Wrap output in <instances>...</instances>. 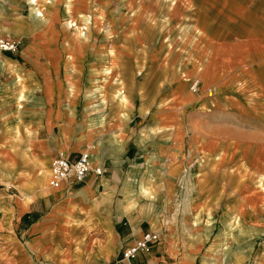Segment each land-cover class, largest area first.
<instances>
[{
  "label": "crops",
  "instance_id": "obj_1",
  "mask_svg": "<svg viewBox=\"0 0 264 264\" xmlns=\"http://www.w3.org/2000/svg\"><path fill=\"white\" fill-rule=\"evenodd\" d=\"M149 3L152 9L150 20L161 14L167 21L164 32L155 30V35L181 36L180 52L173 50V59L167 53L163 61L167 67L181 70V73L172 75L164 87L163 98L170 101L169 106L156 113V108L149 109L144 100L139 104L134 101L137 106L135 112H131L132 117L140 118V122L149 117L151 123L133 130L130 126L124 127L121 138L114 136L112 131L115 130H110L111 135L105 138L107 115L102 114L106 105L119 102L115 107L119 111V114L116 112L118 119H124L129 111H124L123 102L105 90L104 107L98 106L99 100L94 96L86 97L83 102L95 104V117L88 116L86 107L78 116L71 115L72 106L80 101L79 70L74 67L70 70L63 65L67 82L55 81L57 87L66 91L72 83L79 93L70 102L63 98L62 92L59 103L52 102V107L65 111L62 106L69 105L67 113L70 118L66 115L68 119L57 127L54 137L50 136L47 102L40 93L46 135L30 139L24 153L19 154L20 158L26 154L38 157L47 151L50 163L53 160L51 152L53 156L60 154L71 160L86 152L91 167L99 166L102 173L100 176L88 173L82 182L68 179L57 188H50L45 179L39 181L37 178L33 183L21 182L19 178L14 183L19 186L14 216L8 221L0 219V228L4 230L0 232V264H110L122 248L132 245L146 231H158L160 238L149 250L132 258L134 264H205L197 261L201 250L198 237L178 236L175 207L163 204V201H168L172 191L175 192L180 169L174 165V160L176 153L183 149L184 140L190 152L196 155L200 151L222 156L227 144L233 143L244 158L247 155L244 148H249L251 153L264 146V0H149ZM32 23L35 26L39 22ZM29 49L26 44L24 50L28 55ZM155 54L153 58L161 55L159 50ZM57 55L64 64L67 52L58 51ZM52 58L44 57L45 64ZM3 59L12 66L19 60L9 57L8 53H0V64L5 67L3 71L12 75V69ZM82 67L83 61L81 71ZM47 70L48 67L45 73ZM192 77L199 82L198 94L187 90L186 82ZM50 83L44 79V85ZM171 84H177L184 93H189L186 104L190 106L191 114L200 116L211 110L232 111L240 117L235 116L239 122L248 121L238 123L237 128L246 125L248 129L243 132L229 127L235 131L230 134L225 131L226 125L204 122L200 116L190 124L187 122V132L176 140L171 122L176 110ZM98 86L105 87H93ZM209 87L213 90L211 96L206 95ZM151 105L155 106V102L152 101ZM101 119L105 120V125L104 122L100 124ZM135 131L139 136L132 141L130 134L134 135ZM50 138L54 142L53 149ZM3 141L0 138V152L9 156L12 152L8 146L4 147ZM135 150L136 154H133ZM133 155L142 157L140 175L135 173L137 177L132 176L129 168L125 169L127 162L134 159ZM137 180L142 183L136 189L132 182ZM131 260L129 264H133Z\"/></svg>",
  "mask_w": 264,
  "mask_h": 264
},
{
  "label": "rangeland",
  "instance_id": "obj_2",
  "mask_svg": "<svg viewBox=\"0 0 264 264\" xmlns=\"http://www.w3.org/2000/svg\"><path fill=\"white\" fill-rule=\"evenodd\" d=\"M35 2L36 4L31 0H0V39L7 38L16 47L12 52L0 53H8L9 57L19 60L14 61L12 66L3 59L12 69V75L4 72L2 68L5 67L0 64V138L4 140V147L8 146L12 152L9 156L8 153L0 152V219L5 221L14 216V202L16 196H19V186L14 183L19 178L21 182L33 183L37 178L39 181L49 180L47 151L38 157L26 154L20 158L19 155L24 153L30 139L46 135L40 93L47 102V121L50 122L47 127L51 130L50 136L54 137L57 127L63 125L64 120L69 117V105L62 106L66 108L65 111L52 107V102L59 103L62 92L63 98L73 102L80 90V101L72 106L70 114L78 116L86 107L88 116L92 118L96 115L97 107L94 103L84 104L85 98L94 96L99 100L98 106L104 107L107 90L111 97L123 102L121 106H124V111L130 112H126L124 119H118L119 111L115 107L119 106V102L115 101L112 106L107 104L105 113H101L107 115L105 138L111 135L110 130H115L112 131L114 136L121 138L124 127L127 129L130 126L133 130L151 123L148 121L149 117H145L143 122H140V118L132 117L131 112H135L133 110L137 106L134 101L139 104L144 100V105H148L151 110L156 108V113L167 108L170 101L163 98L164 87L172 75L181 73L179 67H167L163 62L167 53L173 59L172 51L176 49V52H180L181 36L155 35L156 31L164 32L167 21L161 14L155 20H150L152 9L150 10L149 0ZM70 20L82 28L84 40L76 39L73 29L75 26L72 29L66 27L65 23ZM33 21L39 23L34 26ZM26 44L30 46L29 55L24 50ZM165 48L169 52L164 51ZM156 50L161 55L153 58ZM58 51L67 52L64 64L57 55ZM47 56L53 58L45 64L47 61L44 57ZM157 60L161 62H156ZM63 65H67L70 70L73 67L79 70V90L72 83L69 86L66 84V91L57 87L58 83L55 81L67 82L68 76ZM44 79L51 83L44 85ZM192 80L197 78L192 77L186 82L187 90L198 94L199 82L195 91L189 90ZM94 85L105 87L101 89L99 86L93 87ZM170 88L176 109L171 120L176 140L187 132L186 123L190 124L200 116L204 122L226 125L225 131L230 134L235 132L231 129H236L238 123L248 122L244 119L239 122L240 117L232 111L211 110L200 116L191 114L190 106L186 104L189 93L185 94L177 84ZM206 92L207 96H211L212 87ZM120 93L122 97L119 96ZM184 94L187 99L183 97ZM73 97L75 99H71ZM152 101L156 107L151 105ZM67 103L70 104L68 101ZM229 127L232 128L228 129ZM240 129L244 132L248 127L242 125ZM138 136L137 131L132 136L130 134L132 141H136L135 137ZM50 141L53 149L52 138ZM185 141L183 149L175 152L174 165L177 164L180 169L175 192L172 191L168 201H163V204L175 207L178 236L198 237L201 250L197 261L205 264H264V146H259L256 152L252 151L254 155L249 153V148H244L243 152H247L249 156L243 158L240 149H236L233 143L227 144L224 155L216 156L213 152L209 154L200 151L196 155L190 152ZM52 154L51 152L50 157L53 159L55 156ZM133 158L127 162L125 169L129 168L132 176L137 177L135 173L140 175L142 157L137 155L136 158L133 155ZM141 183L139 180L133 181L132 186L137 189ZM1 229L3 228H0V232H3ZM1 240L0 238V242ZM116 259L117 256L110 264H122ZM131 261L134 264V259Z\"/></svg>",
  "mask_w": 264,
  "mask_h": 264
},
{
  "label": "built area",
  "instance_id": "obj_3",
  "mask_svg": "<svg viewBox=\"0 0 264 264\" xmlns=\"http://www.w3.org/2000/svg\"><path fill=\"white\" fill-rule=\"evenodd\" d=\"M16 49L15 43L7 39H0V52L14 51ZM198 84L197 80H192L189 85V90H196ZM94 173L100 176L102 170L99 166L91 167L90 158L86 152L79 153L74 160L68 159L63 155H56L50 162L48 168V186L55 188L57 185L65 180L71 179L73 182H82L88 173ZM159 240V232L146 231L140 238L134 241L132 245H127L120 250L117 255V262L122 264H129V261L137 254L143 253L150 249V247Z\"/></svg>",
  "mask_w": 264,
  "mask_h": 264
},
{
  "label": "bare ground",
  "instance_id": "obj_4",
  "mask_svg": "<svg viewBox=\"0 0 264 264\" xmlns=\"http://www.w3.org/2000/svg\"><path fill=\"white\" fill-rule=\"evenodd\" d=\"M31 2L34 3V4H36L35 0H31ZM67 8H69V6H67ZM85 19H86V18H85ZM86 20H87V19H86ZM65 25H66L67 28H70V29H72V26H75L73 29H74V32H76V39L79 40V41H81V40L83 39V36H82V33H81V29H82V28L76 26V24H74L71 20H70V21H67V22L65 23ZM5 39H7V38H5ZM8 40H9V39H8ZM83 40H84V39H83ZM208 92H209V91H208ZM210 93H211V92H210ZM120 94H121V93H120ZM119 96L122 97V94L119 95ZM103 122H104V120L101 119V120H100V124H102ZM62 182H63V181H62ZM62 182H60L58 185H61ZM58 185H57V186H58ZM55 188H57V187H55Z\"/></svg>",
  "mask_w": 264,
  "mask_h": 264
}]
</instances>
